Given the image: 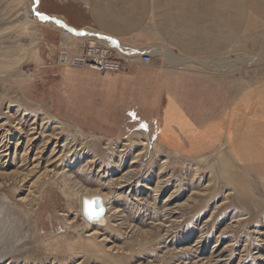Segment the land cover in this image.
Masks as SVG:
<instances>
[{
  "label": "rangeland",
  "instance_id": "rangeland-1",
  "mask_svg": "<svg viewBox=\"0 0 264 264\" xmlns=\"http://www.w3.org/2000/svg\"><path fill=\"white\" fill-rule=\"evenodd\" d=\"M136 1L0 0V200L11 202L0 250L14 253L0 264H264V19L224 7L239 21L218 27L230 34L224 48L184 53L158 31L156 15L167 24L163 0H146L139 15L130 12ZM33 5L57 16L31 11L39 23L25 28ZM100 5L106 19L135 23L122 37L131 51L107 46L132 62L120 73L59 65L62 36L45 24L92 26ZM97 76L120 81L91 86ZM178 77L193 100L186 109L201 129L214 126L213 143L197 140L168 100ZM161 80L155 91L167 92V104L148 119L190 127L175 142L143 121L146 107L161 104H147ZM66 141L72 156L59 145ZM97 194L109 197L102 228L81 215L80 199Z\"/></svg>",
  "mask_w": 264,
  "mask_h": 264
},
{
  "label": "crops",
  "instance_id": "crops-1",
  "mask_svg": "<svg viewBox=\"0 0 264 264\" xmlns=\"http://www.w3.org/2000/svg\"><path fill=\"white\" fill-rule=\"evenodd\" d=\"M142 1V0H141ZM144 1H146V0H144ZM169 1V3H168V5H165L164 4V2H166V0H164V2H161V6H165L166 7V12H168V14L166 13V18H164L163 20H165V22H167V24H165V23H163V25L160 23V20L158 19V21H159V28H158V31L160 32V36L162 35L164 38H167L169 41H171V38H172V40L174 39L175 41H171L172 43H174L176 46H180L181 44V42H182V44L183 43H185L184 45H185V47L183 46V45H181V46H183L182 48H188L189 49V47L190 46H192L193 44H195V41H196V38L198 39L197 41H200L199 42V44H201V46H200V48H198V49H196V46H194V47H192L191 49H192V51H186V50H184V49H181V48H179V50L180 51H182V52H184V53H190V52H192V53H195V52H197V51H200V50H204V51H207V52H212L213 50H220L221 48H224V46H225V40H228L229 39V35L228 34H224V35H220V34H218V27H220V26H224V25H228V24H233V25H235L236 26V24L238 25L239 24V21L238 20H235L234 19V15L232 14V13H230V14H232L231 16H229V14L228 13H226V14H224L223 12H225L226 10H223V12L222 13H218V11H222V10H217V9H222V8H224L225 7V9H227L228 7H229V5H231V6H235V7H238V8H240L241 7V9L243 10V11H245V8H247L248 9V11L251 13V15H255V16H257L259 19H260V21H261V19L263 20L264 19V14H262L261 12V10L264 8V0H242V2L241 1H239V2H237L238 0H215V2H216V7L214 6H212V3H210V2H212V0L210 1V0H202L201 2H202V5H201V2H198V0H195L196 2H198V4L197 3H195V4H197L196 6L194 5V6H192L193 8V10L192 11H195V13H196V11H197V9H194V8H198V12H199V16H198V19H197V21L196 22H199V25H200V28H201V30H200V28L199 29H195L196 31H190V33L192 32H197V33H195V35H194V33H193V35L192 34H189L190 35V38H192V37H194V41H193V39H192V41H187L186 42V40L184 39V41H183V39L181 38V37H183V38H186L187 37V40H189V35L188 34H185L186 33V31L188 32V29H189V26L188 27H181L183 30H181V28L179 29L178 27L176 28L175 26H180L181 24H182V20H183V18H181V17H184V16H182V14H180V11L182 12L183 10L182 9H185L186 10V6H187V3L189 4L190 3V1H187V3H185L184 4V2H183V0H182V2H180V4L181 3H183V4H181L182 5V7L180 8V4H178L177 3V1L175 2L176 3V6H175V4H173L172 6H171V0H168ZM203 1H204V3H203ZM206 1H209V3L208 2H206ZM137 2V1H136ZM179 2V1H178ZM214 2V3H215ZM126 3H128V2H126ZM142 3H143V1L142 2H140V3H138L140 6H136V3L135 2H133V3H130V5L131 4H133V5H135L136 6V8H139V7H141V9H143L142 8ZM192 3V2H191ZM206 3H207V5H206ZM164 4V5H163ZM169 4H170V6H169ZM194 4V3H193ZM192 4V5H193ZM221 4V5H220ZM144 5V4H143ZM132 6V5H131ZM167 6H168V8H170L171 7V10L169 9H167ZM183 6H185L184 8H183ZM189 6H191V5H189ZM202 6H204V9L206 10L207 9V11H208V15L206 14V12H202L203 11V7ZM207 6V7H206ZM223 6V7H222ZM100 8L98 9V12H99V15L98 16H95V15H93V19H91V22L93 23V24H91L92 26H94L96 29H99L100 31H103L102 29H104V28H106V31L108 30H110L109 32L107 31V32H105V29H104V31H103V33L102 32H100L101 34H103L106 38H108V39H110V40H113V41H117V39H119V38H121V39H123L122 37H123V31H125L126 29H131L133 26H134V22L132 21V22H130V23H132V27H129L130 25V23L128 24V26H126V27H122V29L120 28L122 25L120 24V22H119V25L117 26V27H115V26H111L112 27V29H111V27H109V25L110 24H112L113 25V23H112V21H114L115 19H110L111 20V22H109L110 20L109 19H107L108 20V23H110L108 26H106V24L107 23H103V21H106V13H107V10H106V8L105 7H103V6H99ZM133 7V6H132ZM202 7V8H201ZM180 8V9H179ZM208 8H209V10H208ZM213 9V11L214 10H217V12L214 14L213 12L211 13V11L210 10H212ZM173 9H176L175 11H174V15L172 14V12H173ZM202 10V11H201ZM204 10V11H205ZM143 11H144V9H143ZM190 11H191V9H190ZM190 11L188 12V10H186V12L184 13V15H185V17H188V18H190L191 19V17H192V12H191V17L189 16L190 15ZM201 11V12H200ZM109 12V11H108ZM131 12V11H130ZM134 12V11H133ZM198 12L196 13V14H198ZM112 13L114 14L115 12H113L112 11ZM135 13L137 14V15H139V14H141L142 12H137L136 10H135ZM139 13V14H138ZM162 13V12H161ZM176 13H179V14H176ZM194 13V14H195ZM201 13H203V16H202V14ZM217 13H218V15H220V16H218V18L220 19V21L218 20V21H216V15H217ZM124 14H127V12L126 11H124L123 12V15ZM171 14V16L173 17V19H174V23H176V24H174V26H173V24H172V27H171V25L169 26V24H170V22H168V21H166V20H170V18H169V15ZM204 14L206 15V16H204ZM212 15V16H211ZM245 15V14H244ZM175 16L176 17H179L178 18V24H177V22H176V20L177 19H175ZM209 16H211V18L209 17ZM156 17H158L159 18V15H156ZM171 17V18H172ZM199 17H200V19H199ZM205 17H207L206 19H207V23L205 22V21H203V23H206V24H203L202 23V21H201V19L202 20H206L205 19ZM209 17V18H208ZM194 18H197L196 17V15H195V17ZM217 18V19H218ZM180 19H182L181 21H180ZM117 20V19H116ZM115 20V24H117V22L119 21V19L116 21ZM185 20H187L186 18H185ZM97 21H98V23H97ZM102 22V27H101V29H100V22ZM213 21V22H212ZM224 21H225V23H224ZM186 22H188V20L186 21ZM195 22V23H196ZM215 22V24H212V23H214ZM221 23V24H218V23ZM173 23V22H172ZM191 24L193 23L192 22V20H191V22H190ZM194 23V24H195ZM197 25H198V23H196ZM157 25V24H156ZM165 25H167V27L165 26ZM183 25V24H182ZM185 25V24H184ZM75 26V25H74ZM164 26V27H163ZM186 26V25H185ZM196 25H194V27H195ZM75 27H78V26H75ZM160 27H162V28H160ZM197 27V26H196ZM195 27V28H196ZM199 27V26H198ZM124 28V29H123ZM170 28V29H169ZM188 28V29H187ZM114 29V30H113ZM168 29V30H167ZM171 29H173L174 31H176V32H174L173 30H171ZM202 29H204V31H202ZM113 30V31H112ZM115 30H117V32L119 33V31H120V33L122 34H118ZM119 30V31H118ZM170 30V31H169ZM180 30H181V32H183V33H181L180 32ZM186 30V31H185ZM190 30V29H189ZM166 31H169V33L168 32H166ZM180 32V33H179ZM203 33V32H205L204 34H205V36H203V34H201V33ZM112 33H116V34H112ZM162 33V34H161ZM164 33V34H163ZM182 34V35H181ZM198 34V35H197ZM103 35H101V36H103ZM180 35V36H179ZM103 36V37H104ZM184 36H186V37H184ZM168 37H170V39L168 38ZM174 37V38H173ZM196 37V38H195ZM178 40H180L181 42L179 43V44H177V42H179ZM193 42V43H192ZM186 43H188V44H186ZM190 43H192V44H190ZM196 44H198V43H196ZM203 44H206V46L204 45L203 46ZM210 44H214V47H212ZM109 46H111L116 52H118V49L117 48H115L116 46H114V45H109ZM114 46V47H113ZM189 46V47H188ZM187 49V50H188ZM193 49H195V51L193 50ZM121 51V50H120ZM121 52H124V51H121ZM120 53V52H119ZM121 55V54H120ZM124 55V54H123ZM91 79V78H90ZM93 79V81H94V83H89L91 86H98V87H101V86H114V85H116L117 83H118V81H120V78H116V81H112V79H110L109 77H108V79L107 78H99L98 76L97 77H94V78H92ZM179 79H180V77H178V81H177V83H178V85H179V90L177 91V93H176V95L175 94H173V96H169V98H168V100L170 101H172V102H174L175 104H177L178 106H179V108H178V112H180L181 114H185L186 116H187V118L189 119V120H191L190 122H192L193 123V132H194V136H195V138L197 139V140H200V142H202L203 144L204 143H206V142H208V144L209 143H213V141H214V132L216 131L215 129H214V126H210L211 124V122L212 121H216V120H208V122L207 123H209L210 125L209 126H207L206 128H203V129H201V127L203 126V124L204 123H200V122H198V121H201V120H197V117L196 118H194V115L190 112V111H188L187 109H186V107L188 106V105H190L192 102H193V100L191 99V98H189L188 97V92L189 91H185L184 89H185V87H186V85H184V86H182L181 85V83H180V81H179ZM113 82V83H112ZM164 84V80H161V83H159V81L158 82H156L150 89H149V92L147 93V95L148 96H151V97H148V100H147V104L149 103V102H151V104H152V102H157V101H161V104L160 105H155L154 106V108L152 109V106H151V112L149 111V109H150V106H149V109H148V111H147V107L145 108V111H144V113H143V121H144V123L146 124V126L147 127H149V129H151V130H153L154 132H156L157 134H160L161 132H163V133H165V135L168 137V139H173V141L175 142V141H178V139H181V137H183V136H186L187 134L188 135H190L189 134V132H187L189 129H190V127H188V129L185 131V130H180V129H178L177 127H174L173 128V126H175L173 123H171V127H168V125L167 124H164L163 123V125H162V127H161V129H160V127L159 126H154L153 125V123L152 122H150V120L148 119V116H151V115H156L157 114V112L159 111V110H161L162 111V113H163V110H164V107L166 106V104H167V92L164 94V95H161L160 96V91L159 92H157V91H155L156 89H157V87H159L160 85H163ZM191 93V92H190ZM166 95V96H165ZM210 98L213 100V98L210 96L209 98H208V105L210 106V107H212L211 106V103H210ZM205 106H207V101H205V102H200V105H197V110H201V109H203ZM213 109H215V107L213 108ZM184 113H183V112ZM197 123H196V122ZM163 122V121H162ZM197 126H199V127H197ZM195 128H198L199 130L198 131H195ZM195 133H197V136L195 135ZM191 134H193V133H191ZM193 136V137H194Z\"/></svg>",
  "mask_w": 264,
  "mask_h": 264
},
{
  "label": "bare ground",
  "instance_id": "bare-ground-1",
  "mask_svg": "<svg viewBox=\"0 0 264 264\" xmlns=\"http://www.w3.org/2000/svg\"><path fill=\"white\" fill-rule=\"evenodd\" d=\"M111 1V0H110ZM143 1V3H142V8H144V2L146 3V1H144V0H142ZM141 0H137V2H135L136 3V6L138 5V6H140L138 3H140V2H142ZM177 1V3L178 4H180V2H182V0H171V6L173 5V4H175V6H176V2ZM179 1V2H178ZM187 1H190V3L188 4L187 3ZM202 0H198V2H201ZM211 1V0H210ZM162 2H164V0L162 1ZM183 2H184V4L185 3H187V8L185 7V6H183V8L185 7L186 8V10H188V12L190 11V9H191V11H190V17H191V12H192V17H191V19L190 18H188V17H185V15H184V13L186 12V10L185 9H182L183 11L181 12L180 11V14H182V16H184V17H181V18H183V20L182 19H180V21L182 20L183 22H182V24L180 25V26H175L176 28L178 27L179 29L181 28V27H188L189 26V29H188V32L186 31V33L185 34H192L193 35V33L191 32L190 33V31L192 30H194V31H196L195 29H199L200 28V25H199V22H196L197 21V19H198V16H199V12H198V8H194V9H197V11H196V13L198 12V14H196L195 13V11H192L193 9V7L192 6H196L197 4H198V2H196L195 0H183ZM192 2V3H191ZM206 2H208L209 3V1H206ZM168 3H169V1L168 0H166V2H164V4L165 5H168ZM194 3V4H193ZM195 3H197V4H195ZM203 3H204V1H203ZM210 3H212V6L214 7H216V2L214 3V1H212V2H210ZM38 4V2L36 1L35 2V5H37ZM130 4V3H129ZM163 4V5H164ZM181 4H183V3H181ZM180 4V8L182 7V5ZM193 4V5H192ZM133 7H132V9L130 10L131 12H135V10L137 11V12H142L143 11V9H141V7H139V8H136V6L135 5H133V4H131ZM160 5H161V3H160ZM189 5H191V6H189ZM201 5H202V2H201ZM206 5H207V3H206ZM221 5V4H220ZM34 6V5H33ZM169 6H170V4H169ZM165 7V6H164ZM203 7V13L204 12H206V14L208 15V11H207V9L205 10L204 9V6H202ZM201 7V8H202ZM207 7V6H206ZM223 7V6H222ZM166 8V7H165ZM179 8V9H180ZM29 9V8H28ZM28 9L26 10V13L25 14H23V16H22V19L23 20H25V19H27L24 23H23V27H25L26 28V26H28L29 25V23H39V22H36L35 20H34V18H33V15L31 14V11L32 12H34V14L35 15H37L38 16V18L39 19H41V20H50L51 18L50 17H56L57 16V14H54V13H52V14H50V17H48L47 15H44V14H39L40 13V7L39 6H34L33 7V10H30V11H28ZM167 9L169 10H171V7L170 8H168V6H167ZM212 9V8H211ZM176 9H173V12H172V14L174 13V11H175ZM205 10V11H204ZM208 10H209V8H208ZM217 10H222V9H217ZM217 10H214L213 11V9L212 10H210L211 11V13L213 12L214 14L217 12ZM177 11V10H176ZM200 11V12H201ZM165 12V11H164ZM169 12V11H168ZM168 12H166L167 14H168ZM178 12V11H177ZM157 13V12H156ZM159 13V12H158ZM165 13V14H166ZM195 13V14H194ZM203 13H201L202 14V16H203ZM218 13H222L221 11H218ZM218 13H217V15H216V21H220V19L218 18V16H220V15H218ZM139 14V13H138ZM162 13H160V15H161ZM176 14H179V13H176ZM179 14V15H180ZM174 15V14H173ZM195 15H196V17L197 18H194L195 17ZM61 16H63V15H61ZM187 16V15H186ZM204 16H206L205 14H204ZM212 16V15H211ZM211 16H209L210 18H211ZM28 17V18H27ZM64 17V16H63ZM172 16H171V14L169 15V18H170V20H166V21H168V22H170V24H169V26L171 25V27H172V24H173V26H174V24H176V23H174L175 21H174V19H173V17L171 18ZM208 17V18H209ZM65 18V17H64ZM178 18L179 17H176L175 16V19H177L176 20V22L178 21ZM185 18L188 20V22H186L187 20H185ZM207 17H205V19H206ZM218 18V19H217ZM115 19V18H114ZM117 19V18H116ZM115 19V20H116ZM157 19H159L160 20V18H158L157 17ZM199 19H200V17H199ZM113 20V19H112ZM115 20L114 21H112V23H113V25L112 24H110V23H108V20L106 19V21H103V23H107L106 24V26H108L109 24V27H111V26H115V27H117L118 25H119V21L117 22V24H115L116 22H115ZM191 20H192V24L190 23L191 22ZM117 21V20H116ZM201 21H202V23H203V21H205L206 23L208 22L207 21V19L206 20H202L201 19ZM48 21H46V23H47ZM100 22V21H99ZM109 22H111V20L109 21ZM173 22V23H172ZM198 23V25L196 24V23ZM55 23L57 24H60V25H58V27L57 26H55V24H51V23H47V24H45L46 26H50V27H53L56 31H59L60 32V34H61V36H62V40H61V43H62V46H63V48L65 49V50H67L68 52H70V53H74V54H76L79 50H80V46H82V42L83 41H85L86 43H90V45L91 44H93V43H98V44H103L104 46H109V45H114V46H116L115 48H117V49H120V50H122V51H124L125 52V50L127 51V53H128V51H131L130 50V46H133V45H130V44H128V43H125V41L123 40V39H121V38H119V39H117V41L115 42V41H113V40H110V39H108V38H106V40H103V39H101L102 37H101V35H103V34H101L100 32H102L103 33V31H104V29H105V32H107L106 31V28H104V29H102L103 31H100L99 29H96L94 26H90V25H86V26H80L81 28H79V27H75L74 26V24H71V23H69L68 22V24H66V22L64 21V20H62V18L61 17H59V18H57L56 19V21H55ZM97 23H98V21H97ZM160 23L163 25V21L161 22L160 21ZM195 23V24H194ZM206 23H203V24H206ZM224 23H225V21H224ZM99 24V23H98ZM102 22H100V29H101V27H102ZM134 25H135V23H133ZM166 24V23H165ZM177 24H178V22H177ZM186 26H185V25ZM212 24H215V22L214 23H212ZM218 24H221L220 22L218 23ZM130 26L129 27H132V23H130L129 24ZM168 25V24H167ZM167 25H165L166 27H167ZM194 25H196L195 27H194ZM126 26H128V25H126ZM199 26V27H198ZM86 27H90L91 29H93V31H88V30H84V28H86ZM164 27V26H163ZM95 28V29H94ZM121 29H122V26L120 27ZM160 28H162V27H160ZM168 28V27H167ZM111 29H112V27H111ZM124 29V28H123ZM130 29V28H129ZM170 29V28H169ZM114 30V29H113ZM112 30V31H113ZM168 30V29H167ZM171 30H173V29H171ZM181 30H183L182 28H181ZM181 30H180V32H181ZM200 30H201V28H200ZM81 31H84V32H86V34H80V33H78V32H81ZM110 31V30H109ZM108 31V32H109ZM116 32H117V30H115ZM119 31V30H118ZM170 31V30H169ZM169 31H166V32H168L169 33ZM174 31V30H173ZM202 31H204V29H202ZM111 32V31H110ZM174 32H176V31H174ZM179 32V33H180ZM118 33V32H117ZM181 33H183V32H181ZM195 33H197V32H195ZM195 33H194V35H195ZM201 33V32H200ZM205 32H203V33H201V34H203V36H205V34H204ZM97 34L99 35V37H97ZM113 35L114 34H116V33H112ZM118 34H121L120 33V31H119V33ZM164 34V33H163ZM117 35V34H116ZM122 35V34H121ZM182 35V34H181ZM198 35V34H197ZM180 36V35H179ZM101 37V38H100ZM184 37H186V36H184ZM169 39H170V37H168ZM174 38V37H173ZM182 38V37H181ZM189 40H187V37L186 38H183V41H184V39L186 40V42L187 41H192V39H193V41H194V37H192V38H190V35H189ZM196 38V37H195ZM175 39V38H174ZM172 40V38H171V41H175V40ZM198 39L196 38V41H195V44H193L192 46H188L189 47V49L188 48H182L183 46L185 47V43H183L182 44V42L180 41V40H178L179 42H177V44H179L180 42V44L181 45H183V46H181L180 44V46H177V47H179V48H181V49H184V50H186V51H192V47H194V46H196V49H198V48H200V46H201V44H199V42L200 41H197ZM76 41V42H75ZM77 41H78V44H77ZM73 42H75L76 43V45H75V47L73 46V48H71L72 47V45H70V46H67V44H72ZM105 44H104V43ZM193 43V42H192ZM192 43H190V44H192ZM196 43H198V44H196ZM201 43V42H200ZM186 44H188V43H186ZM3 45V44H2ZM5 45V44H4ZM7 45V44H6ZM206 46V44H203V46ZM212 47H214V44H210ZM113 46V47H114ZM110 47V46H109ZM1 49V48H0ZM188 49V50H187ZM194 51H195V49H193ZM162 52V51H161ZM163 53V52H162ZM37 55V54H36ZM123 57H125V58H121V59H123V60H125V61H127V63H126V67H124V69H127V64L129 63H131L132 62V59H130V58H132V55H130V54H121ZM61 55H59V57H60ZM62 57V56H61ZM141 60V59H140ZM59 65H64V64H61L60 62H58V60L56 61ZM149 62V61H148ZM18 63V62H17ZM247 63V62H246ZM66 65V64H65ZM76 69V68H75ZM85 69H92V68H89V67H87V68H85ZM123 69V70H124ZM92 70H95V69H92ZM97 71V70H96ZM98 72H100V71H98ZM120 72H122V70L120 71ZM119 72V73H120ZM46 117V116H45ZM48 121V120H47ZM50 121V120H49ZM35 122V121H34ZM47 123V122H46ZM35 124V123H34ZM42 124V123H41ZM56 125V124H55ZM35 127V126H34ZM33 128V127H32ZM54 128V127H53ZM264 128V127H263ZM30 130V129H29ZM32 130V129H31ZM35 131V130H34ZM258 131V130H257ZM136 135H139L138 133H135ZM48 136V135H47ZM50 137V136H49ZM35 138V137H34ZM33 138V139H34ZM48 138V137H47ZM264 138V137H263ZM76 139V138H75ZM32 141V140H31ZM148 141V140H147ZM71 142V141H70ZM70 142H67L66 141V144H59L60 146H66V149H68V150H66L67 151V155H70V156H72L73 154H72V152L73 151H71V149H70V147H69V145H71V143ZM18 143V142H17ZM73 146V145H72ZM91 149V148H90ZM73 150V149H72ZM52 162V161H51ZM126 176V175H125ZM125 178H127V177H125ZM16 179V178H15ZM25 179V178H24ZM131 179V177H129V178H127V179H124V180H121L120 182H118V185L119 186H124V185H126V184H128L129 183V180ZM123 184V185H122ZM4 185V184H3ZM13 186H14V184H12ZM117 185V186H118ZM93 196H98V197H100L101 199H102V201H103V204H104V214L102 215V217H100L98 220H93V221H91V222H88V224L89 225H94V227L96 226L97 228H102V227H105V226H107L108 225V223H109V217H108V210H109V207H108V203H109V197H106V195H87V196H85V197H87V198H90V197H93ZM82 199V198H81ZM80 199V200H81ZM9 203H11L10 202V199H9V197L7 196V195H3L2 197H1V200H0V217L2 216L1 214L2 213H4L5 211H6V209H8L10 206L8 205ZM80 205H81V201H80ZM110 206V205H109ZM111 209V208H110ZM82 215V214H81ZM83 218V217H82ZM2 218H0V220H1ZM84 219V218H83ZM85 220V219H84ZM2 221V220H1ZM0 221V222H1ZM86 221V220H85ZM2 225H3V221H2ZM1 225V226H2ZM4 229V228H3ZM1 230H2V228H1ZM1 233V232H0ZM6 235H8L7 233H6ZM0 237H1V235H0ZM15 237V236H14ZM12 239V238H11ZM1 240H2V238H1ZM14 240V239H13ZM4 241V240H3ZM11 245V244H10ZM16 246V245H15ZM14 246V247H15ZM1 247V246H0ZM2 250V251H1ZM0 250V261L2 260V259H7V258H9L10 257V254H12L13 252L12 251H10V250H8V247H4V248H2ZM71 250V249H70ZM17 253V252H16ZM14 254V253H13ZM12 254V255H13ZM11 255V256H12ZM14 259V258H13ZM11 260V259H10ZM13 261V260H12ZM1 263V262H0ZM26 263V262H25Z\"/></svg>",
  "mask_w": 264,
  "mask_h": 264
},
{
  "label": "built area",
  "instance_id": "built-area-1",
  "mask_svg": "<svg viewBox=\"0 0 264 264\" xmlns=\"http://www.w3.org/2000/svg\"><path fill=\"white\" fill-rule=\"evenodd\" d=\"M86 34V32H78ZM97 37L99 35L97 34ZM59 55H61L59 57ZM58 62L66 64L77 69L92 68L101 73H118L126 67L127 61L116 55V52L111 48H107L103 44L82 42L80 50L74 54L67 50H60L57 56ZM150 56L147 54L141 55V62L147 63Z\"/></svg>",
  "mask_w": 264,
  "mask_h": 264
},
{
  "label": "water",
  "instance_id": "water-1",
  "mask_svg": "<svg viewBox=\"0 0 264 264\" xmlns=\"http://www.w3.org/2000/svg\"><path fill=\"white\" fill-rule=\"evenodd\" d=\"M81 214L82 217L88 222L98 220L104 214V204L102 199L98 196H93L90 198L82 197Z\"/></svg>",
  "mask_w": 264,
  "mask_h": 264
}]
</instances>
